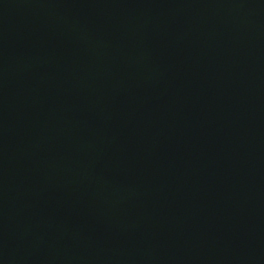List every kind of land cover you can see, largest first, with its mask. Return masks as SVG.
Returning <instances> with one entry per match:
<instances>
[{"label": "water", "instance_id": "obj_1", "mask_svg": "<svg viewBox=\"0 0 264 264\" xmlns=\"http://www.w3.org/2000/svg\"><path fill=\"white\" fill-rule=\"evenodd\" d=\"M0 264H264V0H0Z\"/></svg>", "mask_w": 264, "mask_h": 264}]
</instances>
